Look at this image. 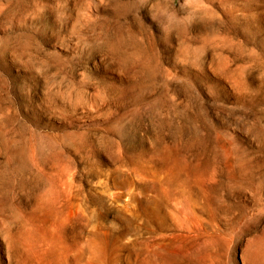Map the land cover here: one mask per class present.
Here are the masks:
<instances>
[{"label": "rangeland", "instance_id": "374dc122", "mask_svg": "<svg viewBox=\"0 0 264 264\" xmlns=\"http://www.w3.org/2000/svg\"><path fill=\"white\" fill-rule=\"evenodd\" d=\"M0 264H264V0H0Z\"/></svg>", "mask_w": 264, "mask_h": 264}, {"label": "bare ground", "instance_id": "6f19581e", "mask_svg": "<svg viewBox=\"0 0 264 264\" xmlns=\"http://www.w3.org/2000/svg\"><path fill=\"white\" fill-rule=\"evenodd\" d=\"M162 153H163V152H162ZM164 153H165V151H164ZM167 153H168V152H166L165 156L168 155ZM163 156H164V155H163ZM170 156H172V154H171ZM168 157H169V156H168ZM174 157H175V156H174ZM169 158H170V157H169ZM169 158H166V157H165V159H169ZM176 159H177V158H176ZM166 161H167V160H166ZM172 162H173V161H172ZM177 164H178V163H177ZM175 166H176V165H175ZM173 168H174V167H173ZM173 170H175V169H173ZM173 172H174V171H173ZM42 228H43V227H42ZM43 233H44V232H43ZM213 240H214V239H213ZM206 241H207V240H206ZM204 242H205V241H204ZM206 243H207V242H206ZM205 245H206V244H205ZM211 246H212V245H211ZM205 256H206V255H205Z\"/></svg>", "mask_w": 264, "mask_h": 264}]
</instances>
